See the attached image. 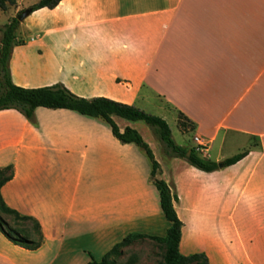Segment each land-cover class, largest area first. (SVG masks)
<instances>
[{
  "label": "crops",
  "instance_id": "0c3cea01",
  "mask_svg": "<svg viewBox=\"0 0 264 264\" xmlns=\"http://www.w3.org/2000/svg\"><path fill=\"white\" fill-rule=\"evenodd\" d=\"M16 34V85L61 83L80 97L154 109L176 123L181 146L198 147L199 136L201 155L213 161L247 151L204 171L164 154L145 124L113 116L122 131L142 134L160 177L175 185L182 254L264 264V0H61L30 13ZM179 112L193 130L180 129ZM8 165L14 177L1 188L4 201L41 225L35 264L100 261L128 235L164 237L171 225L150 157L102 117L0 111V167ZM24 250L0 232V264H23L12 252Z\"/></svg>",
  "mask_w": 264,
  "mask_h": 264
},
{
  "label": "trees",
  "instance_id": "16d2710c",
  "mask_svg": "<svg viewBox=\"0 0 264 264\" xmlns=\"http://www.w3.org/2000/svg\"><path fill=\"white\" fill-rule=\"evenodd\" d=\"M17 0H0V8L6 11ZM61 0H39L30 5L31 13L40 8L56 7ZM23 11V10H22ZM22 11H19L21 13ZM20 21L17 16L12 17L1 28L0 38V111L14 109L32 120L36 108H65L76 111L88 117H102L111 127L113 134L124 143H135L146 151L152 161L151 177L160 193V208L171 225L164 237L149 236L133 233L117 243L108 251L100 261L94 258L87 264H113L110 257L118 255L123 246L129 244L134 238H151L165 245L164 259L170 264H210L205 253L184 255L180 251L183 222L179 218L174 202L178 200L176 188L173 183H167L159 175V163L155 159L153 150L142 134L134 128L126 127L123 131L114 121L113 116H119L133 122H144L152 131L156 140L161 144L164 154L171 157L182 158L191 165L204 170L215 171L230 166L241 160L247 151L235 154L220 162L205 158L195 147H184L178 144L173 136L172 129L166 119L159 115L149 113L131 104L122 103L107 97L85 98L71 92L61 83L28 88L16 85L12 80L10 61L12 50L18 43L17 29ZM178 124L182 131L194 129V123L182 112L178 113ZM14 177L12 165L0 167V229L5 232L3 216L10 217L14 222H31L36 237L30 235L26 229L24 237H11L13 242L26 249H38L44 241L40 223L32 216L22 215L16 209L9 207L3 199L1 188ZM3 215V216H2ZM16 230V229H14ZM6 233V232H5Z\"/></svg>",
  "mask_w": 264,
  "mask_h": 264
},
{
  "label": "rangeland",
  "instance_id": "374dc122",
  "mask_svg": "<svg viewBox=\"0 0 264 264\" xmlns=\"http://www.w3.org/2000/svg\"><path fill=\"white\" fill-rule=\"evenodd\" d=\"M33 0H17L16 4L10 5L6 11H3L0 8V38H1V28L6 24L12 17L17 16L19 11H22L27 8V5L33 3ZM149 113L158 115L154 109L145 110ZM172 128L175 132V140L178 144H182L184 139L178 133V128L176 123L170 121ZM145 124L144 122H141ZM146 125V124H145ZM147 126V125H146ZM171 128V129H172ZM151 130V129H150ZM152 132V131H151ZM153 135V133H152ZM154 136V135H153ZM155 138V137H154ZM156 139V138H155ZM161 145V144H160ZM162 150V146H161ZM163 152V151H162ZM212 155L215 154V151L211 152ZM3 216V215H2ZM6 223L3 224L5 232L0 229V232L8 239L12 244L17 245L13 242L11 237H24L25 233L20 229H26L31 236L36 237L35 229L31 222H14L10 217L3 216ZM8 223V224H7ZM16 229V230H14ZM1 247H3L1 245ZM22 247V246H20ZM4 248V247H3ZM24 248V247H22ZM28 252L24 251L12 252V256L18 261H22L23 264H35L39 262V256L33 252L34 250L26 249ZM36 250V249H35ZM166 247L164 244L151 239V238H134L132 241L123 246L118 255H113L110 257V260L113 261V264H170L167 263L164 259ZM46 258V257H44ZM97 259L96 255H91V259ZM42 261V260H40ZM195 264V263H193Z\"/></svg>",
  "mask_w": 264,
  "mask_h": 264
},
{
  "label": "water",
  "instance_id": "95a60500",
  "mask_svg": "<svg viewBox=\"0 0 264 264\" xmlns=\"http://www.w3.org/2000/svg\"><path fill=\"white\" fill-rule=\"evenodd\" d=\"M31 10L29 8L24 9L21 13L17 15L19 21H23L28 15H30Z\"/></svg>",
  "mask_w": 264,
  "mask_h": 264
},
{
  "label": "built area",
  "instance_id": "2783aa9c",
  "mask_svg": "<svg viewBox=\"0 0 264 264\" xmlns=\"http://www.w3.org/2000/svg\"><path fill=\"white\" fill-rule=\"evenodd\" d=\"M194 140L197 142H200V145L198 147H196V149L202 154L206 152V148H204V146L201 143V138L199 136H195Z\"/></svg>",
  "mask_w": 264,
  "mask_h": 264
}]
</instances>
